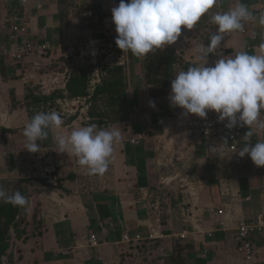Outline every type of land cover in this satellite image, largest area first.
Segmentation results:
<instances>
[{
    "label": "crops",
    "instance_id": "obj_1",
    "mask_svg": "<svg viewBox=\"0 0 264 264\" xmlns=\"http://www.w3.org/2000/svg\"><path fill=\"white\" fill-rule=\"evenodd\" d=\"M241 2L255 17L245 22L247 32L228 33L224 50H216L217 53L199 61L179 63V71L206 61V66H213L221 55L237 51L264 55L263 27L258 23L260 14L264 13V0H217L203 19L211 22L214 13L228 11ZM81 3L88 9L74 16V7ZM117 5L118 0H75L64 16L58 0H0V46L16 48L25 41L66 45L78 36L98 34L104 12ZM15 25L26 26V32L14 30ZM61 54L58 49L48 50L43 54L31 53L24 60L12 54L0 55V114H7L5 124L0 118V150L9 153L0 157V180L25 177L29 192L26 233L19 238L11 230L10 248L2 264H134L132 254L149 242L127 244L122 236L127 231L132 236L147 234L152 226L166 234L187 229L192 233L181 242L187 246L184 249L187 264H247L237 249V230L222 229L218 223L220 216L215 213L222 201L219 179L230 173L231 165L217 142L198 143L196 159L188 170L191 178L204 179L210 184L196 212L201 219L198 228L193 225L196 221L186 220L182 215V195L177 185L171 191L176 195L173 192L172 198L165 197V190L170 189L160 183V172L155 165L157 137L182 135L189 114L184 115L183 109L171 106V85L148 82L145 70L139 67L130 73L133 107L129 117L102 125L94 123L97 130L114 128L121 133L107 170L103 174L90 173L79 165L77 157L57 151V135L93 124L90 122L49 130L48 138L38 143L49 149L48 155L55 156V170L47 177L39 174L38 153L25 148L27 140L23 131L31 119L26 94L29 88L40 91L42 73L61 65ZM35 62L43 68H36ZM153 101L155 107L151 106ZM249 130L253 133L251 137L245 136ZM142 131H150L153 137L132 143L131 134ZM245 134L242 145L264 140V129L257 126L247 128ZM40 160L47 165L45 156ZM237 183L244 197L243 216L253 222L264 220V166H256L247 156ZM91 233L97 235L98 245L90 244ZM158 240L161 238L150 242ZM253 241L257 250L253 264H264V230Z\"/></svg>",
    "mask_w": 264,
    "mask_h": 264
},
{
    "label": "clouds",
    "instance_id": "obj_2",
    "mask_svg": "<svg viewBox=\"0 0 264 264\" xmlns=\"http://www.w3.org/2000/svg\"><path fill=\"white\" fill-rule=\"evenodd\" d=\"M217 0H120L111 9L112 21L117 36L115 43L124 52L130 51L141 58L156 49L175 44L182 30H192L200 19L209 12ZM255 17L244 3L225 12H216L211 22L216 25L214 33L208 36L207 45L199 49L202 56L217 53L224 40V34L243 31L246 21ZM259 25L264 27V13L259 16ZM264 47V44L261 45ZM208 60V59H207ZM194 65L180 71L171 80L170 104L184 110L183 114H195L206 118L209 111L218 115L219 122L233 129L237 126L256 125L264 129L259 119L264 110V55L246 51L216 59L213 66ZM151 106L155 107L154 101ZM62 117L57 111L35 114L25 124L23 135L27 140L25 148L30 152L40 151V141L48 138L49 130L62 126ZM249 130L245 136L251 137ZM121 138L118 129L97 130L95 124L73 129L69 134L55 137L58 152L77 157L80 166L90 173L103 174L109 165L114 144ZM238 155L250 157L256 166H264V140L254 144L244 143ZM0 198L13 206L24 207L27 198L19 191L6 195L0 189Z\"/></svg>",
    "mask_w": 264,
    "mask_h": 264
},
{
    "label": "built area",
    "instance_id": "obj_3",
    "mask_svg": "<svg viewBox=\"0 0 264 264\" xmlns=\"http://www.w3.org/2000/svg\"><path fill=\"white\" fill-rule=\"evenodd\" d=\"M92 12L88 13L91 16ZM91 19V18H90ZM90 23V20H86ZM14 30L26 32V26L15 25ZM100 32L98 34H90L78 36L71 42L64 45L62 43L53 44L51 42H33L25 41L16 48L0 46V55L12 54L18 60H24L31 53L43 54L48 50H61L62 64L49 67L39 80V94L50 95L55 91H60L61 96L55 98L54 102L48 101L43 104L40 112L44 109L47 112L57 111L62 117V126L71 128V126L79 123H90L91 116L89 109L92 105V97L103 82L104 77L108 73V68L121 66L129 69L132 61V53L124 52L119 49L115 43L117 33L115 24L112 21L111 10L104 12L100 24ZM216 25L212 22H206L204 19L194 26L192 30L183 29L180 39L173 45H167L175 50L176 54L184 62H195L204 58L199 49L206 44V36L214 33ZM242 33L247 32L244 26ZM228 33L224 34V40L216 50H224V41ZM143 59V57H141ZM36 68L42 69V65L38 62L34 63ZM53 65V62H50ZM85 68L90 72V80L88 84V92L85 95L70 97L68 83L71 79L72 72L75 68ZM1 123L7 121V114H0ZM3 118V121H2ZM259 119L264 121V113L261 111ZM225 122L218 121V115L214 111H209L206 118H201L195 114H189L185 131L182 135L171 134L168 137H157V156L155 165L160 172V183L167 188L172 189L177 185V189L182 195L181 210L186 220L193 222L194 228H198L200 222L199 214L196 212L200 208L201 200L204 193L210 188V184L204 179L191 178L189 169L192 167L193 161L196 159V146L204 140L217 142L218 149L226 156L231 163L230 173L219 179V191L222 197L221 206L217 208L215 213L220 216L219 226L224 230H237V249L243 255L247 264H253L256 260L257 250L253 241V237L261 234L264 230V220L253 222L247 220L243 216L242 204L244 197L237 183L238 175L245 162L247 156L241 158L238 151L242 146V139L248 126H237L233 129L225 127ZM256 125H253L255 127ZM153 137L150 131L137 132L131 134L130 141L132 143H140L142 140ZM49 149L40 147L38 151L37 161L39 174L47 177L48 173L55 170L56 158L48 155ZM7 151L0 150V157L7 156ZM48 155V156H47ZM46 157V164L40 160ZM45 161V160H44ZM148 194H145L147 196ZM161 223V217L157 220ZM211 234V231H210ZM192 235L187 229L178 233L166 234L152 226L147 234L137 233L132 236L128 231L122 236V241L127 244H142L153 241L155 239L164 238H186ZM90 244L98 245L99 240L95 233L90 234Z\"/></svg>",
    "mask_w": 264,
    "mask_h": 264
},
{
    "label": "trees",
    "instance_id": "obj_4",
    "mask_svg": "<svg viewBox=\"0 0 264 264\" xmlns=\"http://www.w3.org/2000/svg\"><path fill=\"white\" fill-rule=\"evenodd\" d=\"M58 2L61 5V12L66 16L73 1L58 0ZM119 2L120 0H118V4ZM203 18L205 17L203 16L201 19ZM136 59L143 61L148 82L164 86L171 85V80L180 72L177 64L184 62L179 58L175 50L169 46L149 52L143 59L138 57ZM135 69L132 68V61L129 69L121 66L108 68L107 75L92 97V105L89 109L90 122L102 125L104 123L125 120L129 117L133 107V102L130 98L129 79L131 71H135ZM89 80L90 72L88 69L75 68L68 83L70 97L87 94ZM61 95L60 91H55L50 95L39 94L38 91L29 88L26 94V103L31 118L35 114L40 113L43 104H46L48 101L54 102L55 98ZM43 112L47 111L44 109ZM25 182H27V178L25 177L17 180H0L1 189L5 191L6 195H13L19 191L29 200V192L24 184ZM26 208L27 205L24 207L13 206L11 203H6L0 198V264H2V258L10 248L11 230L14 229L16 236L19 238L26 233L29 225ZM36 223L40 224V221L37 220ZM186 247V245L179 244L177 249L172 253V259L175 264H179L180 262L182 264L187 263L185 260L186 256L184 257V249Z\"/></svg>",
    "mask_w": 264,
    "mask_h": 264
},
{
    "label": "rangeland",
    "instance_id": "obj_5",
    "mask_svg": "<svg viewBox=\"0 0 264 264\" xmlns=\"http://www.w3.org/2000/svg\"><path fill=\"white\" fill-rule=\"evenodd\" d=\"M72 5L75 3V0H72ZM77 7L73 9L72 13L74 16L78 15L79 13L83 12L84 10L88 9V6H86L85 3H81L76 5ZM71 8V5H70ZM69 8V11H70ZM137 65V67L135 66ZM140 65V66H139ZM140 68L142 71L145 70L143 61H139V59H136V56H134L132 68ZM89 125V124H87ZM3 159H1L2 161ZM1 188V183H0ZM172 189L165 190V197L172 198L171 193L176 195V192H171ZM173 195V197L175 196ZM175 198V197H174ZM176 199V198H175ZM182 239L184 238H173L171 240L164 239V240H158V242H149L148 244L143 245L139 249L136 250L134 254H132L133 259L135 261L134 264H175L172 259V253L177 249V246L179 244H183ZM185 257V255H184ZM187 258V257H186ZM185 258V260H186ZM179 264H182L180 262ZM187 264V263H186Z\"/></svg>",
    "mask_w": 264,
    "mask_h": 264
}]
</instances>
